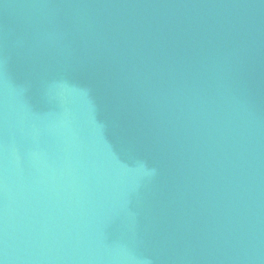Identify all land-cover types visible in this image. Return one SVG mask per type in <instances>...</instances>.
<instances>
[{
	"label": "water",
	"instance_id": "1",
	"mask_svg": "<svg viewBox=\"0 0 264 264\" xmlns=\"http://www.w3.org/2000/svg\"><path fill=\"white\" fill-rule=\"evenodd\" d=\"M0 264H264V0H0Z\"/></svg>",
	"mask_w": 264,
	"mask_h": 264
}]
</instances>
